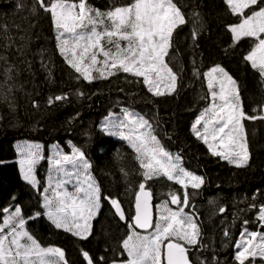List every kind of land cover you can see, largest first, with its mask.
<instances>
[{
    "label": "snow or ice",
    "instance_id": "1",
    "mask_svg": "<svg viewBox=\"0 0 264 264\" xmlns=\"http://www.w3.org/2000/svg\"><path fill=\"white\" fill-rule=\"evenodd\" d=\"M222 2L225 11L237 18V22L225 26L231 34L230 47L235 48L241 40L249 39L250 49L242 59L264 82V0ZM14 11L27 12L22 17L25 21L41 11L50 17L55 51L76 74L73 79L77 82L91 84L123 73L128 83L142 84L152 97L178 91L180 77L171 66L170 51L176 30L191 18V38L195 45L202 29L200 14L194 10L191 17L187 16L175 0H129L125 4L113 3L107 10L94 7L88 0H31V4L15 0ZM30 43L28 30L21 24L0 23V101L7 103L11 110H15L11 98L16 91L14 81L21 71L33 70L35 57H39L46 79L52 77L51 58L46 56L45 49L32 53L33 59L28 58ZM18 64L25 68L20 69ZM193 65V76L199 79L202 75L206 83L207 93L201 99L207 103L191 123L192 135L207 147L211 156L236 168L247 166L250 149L243 122L264 121V115L260 114L264 104L253 108L254 114H248L242 106L238 82L222 66H211L201 74L195 62ZM128 77L134 79L128 80ZM76 94L84 96L79 89ZM67 99V94H57L49 96L47 104L51 106ZM32 107L39 109L40 104L32 101ZM114 107L118 111L110 109L99 130L125 142L138 162L142 179L133 192L131 219L118 198L102 192L90 171L92 164L80 147L69 141L71 154H66L59 144L51 146L53 154L47 158V183L41 191L35 169L44 159L43 146L27 141L17 143L16 163L21 179L40 195L43 212L26 217L19 204L9 202L0 207V264H68L62 248L42 245L27 224L44 216L56 229L86 240L92 233L102 201L111 205L115 216L128 228L119 245V255H126V259L113 258L111 264H220L215 249L211 257L200 255L211 249V245L204 242L200 217L192 199L204 184V178L187 170L183 157L162 143L155 116L147 117L131 103L121 105L117 101ZM104 150L100 146L101 154ZM123 174L127 178L128 173ZM154 179L166 180L183 190L182 195L177 189L163 194L167 199L154 206L155 218L154 196L148 183ZM189 188L194 191L189 192ZM16 199L15 195L11 197V201ZM251 199L245 211L255 212L254 220L243 219L239 238L234 241L237 264H245L249 258L253 264L257 258L264 259V231L259 230L264 229V202L257 204L255 195ZM171 205L177 207L174 209ZM217 211L223 214L226 208L221 206ZM235 219L240 217L236 216L234 223ZM249 223H256L257 230L249 229ZM223 235L227 239L232 236L227 228ZM81 254L86 264H98L86 250L82 249ZM104 260L100 256L99 264H104Z\"/></svg>",
    "mask_w": 264,
    "mask_h": 264
},
{
    "label": "trees",
    "instance_id": "2",
    "mask_svg": "<svg viewBox=\"0 0 264 264\" xmlns=\"http://www.w3.org/2000/svg\"><path fill=\"white\" fill-rule=\"evenodd\" d=\"M14 2L0 0V23L6 22L11 26L14 21L28 30L31 37L28 58L33 59L32 53L45 49L46 56L51 58L52 77L51 80L46 79L39 57H35L33 70L21 71L14 81L16 91L11 98L15 110L0 101V207L9 202L19 204L26 217L37 211L42 212L37 194L18 177L14 150L17 142L39 143L46 148L59 144L68 154L71 141L86 153L92 164L90 171L102 192L118 198L130 220L133 192L142 179L138 174V162L124 143L104 135L99 125L110 109L118 111L114 107L117 101L121 105L131 103L147 117L155 116L159 121L158 133L162 143L172 153H179L183 157L187 170L204 178V184L196 190L198 194L192 199L200 217L204 242L211 245V249L200 255L211 257L212 249H215L220 264H237L231 243L239 238L243 219L253 221L255 216V212L245 210L252 203L254 195L257 204L264 202V121L243 122L250 149L249 163L243 168H236L211 156L206 146L190 131L191 123L207 103L201 99L207 93L206 83L202 75L199 79L193 76V62L201 74L211 66H222L238 82L242 106L248 114H254L253 108L264 104V82L242 59L250 49V41L243 39L237 47H230L231 34L225 26L237 22V18L225 11L222 0H175L187 16L191 17L194 10L200 14L202 29L195 45L191 38V18L174 33V46L170 50L173 57L171 66L179 73L180 84L176 93L162 97H152L142 84L128 83L123 73L91 84L82 80L77 82L73 79L76 74L55 51V34L50 17L41 11L25 21L22 17L28 13L17 14ZM25 2L31 4V0ZM88 2L100 10H107L113 3L125 4L129 0ZM18 66L25 68L23 64ZM132 79L128 77V80ZM78 89L84 92L83 97L76 94ZM57 94H67L68 99L49 106V96ZM32 101L40 104L39 109L32 107ZM73 117L75 119H71ZM70 119L71 123L68 122ZM100 146L105 149L103 154ZM124 171L128 173L127 178ZM42 175H39L40 184ZM148 183L154 199L157 196L165 198L163 194L175 188L161 179ZM13 195L17 197L15 201H11ZM221 206L226 208V212L218 217L217 210ZM236 216L240 219H235L234 223ZM247 227L257 230L256 223H249ZM27 228L42 245L62 248L68 264H86L82 249L89 252L98 264L100 256L105 258L104 264H111L113 258L126 259V256L119 255V245L128 232L127 224L113 216L105 201H102V207L93 221L92 233L86 240L54 229L43 216L29 221ZM226 228L232 234L230 239L223 235ZM259 262L255 260V264ZM245 264L253 262L249 259Z\"/></svg>",
    "mask_w": 264,
    "mask_h": 264
},
{
    "label": "rangeland",
    "instance_id": "3",
    "mask_svg": "<svg viewBox=\"0 0 264 264\" xmlns=\"http://www.w3.org/2000/svg\"><path fill=\"white\" fill-rule=\"evenodd\" d=\"M245 39H247V38H245ZM260 114L261 115H264V111H261L260 112ZM109 137V136H108ZM111 138H113L114 140H116V141H118V142H122V143H124L125 144V142H123V141H121V140H119L118 138H116V137H111ZM17 143H23V142H17ZM17 143L14 145V150H15V153H16V161L18 160V156H17V152H16V145H17ZM30 143V142H29ZM126 145V144H125ZM43 146V145H42ZM52 146V145H51ZM51 146H47V148L45 147V146H43V150H42V155L44 156V159L42 160V161H40L38 164H37V166H36V169H35V174H36V176H37V179L40 181V176L39 175H41V174H43L42 175V183L40 184V190L42 191V189H43V187L46 185V183H47V178H48V169H49V164H48V157L49 156H51L52 154H53V150H52V148H51ZM127 146V145H126ZM207 148V147H206ZM68 154H71V152L70 153H68ZM16 161H15V163H16ZM42 162L44 163V167L42 166ZM16 165H17V168H18V177H19V179H20V181H22L24 184H26L22 179H21V176H20V171H19V165L16 163ZM232 166V165H231ZM154 180H156V179H154ZM150 182V181H149ZM27 185V184H26ZM173 185V184H172ZM29 186V185H28ZM175 186V188H173V189H177V190H179L180 191V193H182L183 192V190H180L179 189V186L178 185H174ZM30 187V186H29ZM190 189V188H189ZM34 190V189H33ZM34 192H35V194H37V196H38V198H39V206H40V200H41V197H40V195L37 193V191L36 190H34ZM168 193V192H167ZM166 194V193H165ZM160 196H157V201H161L162 199H165V198H162V197H160ZM165 197H167L166 195H165ZM169 203H170V201H169ZM40 209L42 210V212H43V209L40 207ZM43 218L54 228V229H56L48 220H47V218L46 217H44L43 216ZM96 219V218H95ZM94 219V220H95ZM34 230H36L35 228H34ZM56 230H58V231H61V232H63V233H65V234H69V235H71L70 233H66V232H64L63 230H59V229H56ZM72 236V235H71ZM74 237V236H73ZM74 238H76V239H78L77 237H74ZM126 256V255H125ZM249 259H251V258H249ZM252 260V259H251ZM256 260H258V261H261V262H264V259H260V258H257ZM261 262H259V263H257V264H262Z\"/></svg>",
    "mask_w": 264,
    "mask_h": 264
},
{
    "label": "flooded vegetation",
    "instance_id": "4",
    "mask_svg": "<svg viewBox=\"0 0 264 264\" xmlns=\"http://www.w3.org/2000/svg\"><path fill=\"white\" fill-rule=\"evenodd\" d=\"M188 190H192V189H188ZM181 195H182V193H181ZM165 199H167V198H165ZM162 200H164V199H162ZM161 200V201H162ZM161 201H157V199H155V203H154V206L156 205V204H159ZM174 209L177 207L176 205H171ZM154 215H155V207H154ZM218 215V217H221L222 216V214H220V213H218L217 214ZM233 225H235V224H233ZM237 239V238H236ZM235 239V240H236ZM231 246H233V251H235V248H234V242L233 243H231ZM195 254H193V260H195Z\"/></svg>",
    "mask_w": 264,
    "mask_h": 264
},
{
    "label": "water",
    "instance_id": "5",
    "mask_svg": "<svg viewBox=\"0 0 264 264\" xmlns=\"http://www.w3.org/2000/svg\"><path fill=\"white\" fill-rule=\"evenodd\" d=\"M105 203L109 206V208H110L111 213L113 214V216H114L119 222H123V221H120V220H119V217L115 216V214H114V210L111 208V205H110L107 201H105ZM133 203H134V198H133ZM152 204H153V201H152ZM132 210H133V213H134V208H133V206H132ZM137 231H142V230L137 229ZM149 231H151V230H149Z\"/></svg>",
    "mask_w": 264,
    "mask_h": 264
}]
</instances>
